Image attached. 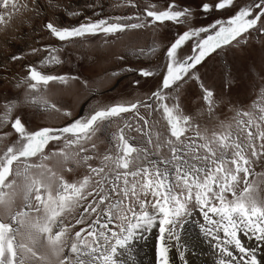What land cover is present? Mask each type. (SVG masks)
I'll list each match as a JSON object with an SVG mask.
<instances>
[{
  "label": "snow or ice",
  "instance_id": "snow-or-ice-1",
  "mask_svg": "<svg viewBox=\"0 0 264 264\" xmlns=\"http://www.w3.org/2000/svg\"><path fill=\"white\" fill-rule=\"evenodd\" d=\"M49 7L63 8L78 22L45 20ZM69 7L52 0H0V83L25 88L23 100L4 96L0 105V139L5 141L0 149V264H136L137 242L153 232L154 264H194L189 255L205 241L214 264H264V172L255 171L264 166V0H165L160 8L142 10L135 0H126L117 7L136 11L108 15L102 0ZM17 17L37 34L35 21L40 20L39 29L62 43L100 36L110 46L131 33L151 32L153 46L129 41L123 52L111 54L122 67L103 76L112 81L111 88L118 86L121 73L155 78L156 85L143 99H101L74 115L37 94L42 89L46 94L50 84L88 88L89 78L41 70L62 64L57 54L62 49L25 43L28 33L15 34ZM169 25L177 31L161 46L156 38L171 31ZM157 51L165 57L159 72L132 66ZM237 51L243 55L237 57ZM229 53L233 64L227 71L221 68L217 91L199 69ZM10 65L21 66L23 74ZM251 69H257L261 82L259 97L250 108L237 107L230 93L243 86L242 73L255 87ZM189 81L198 88L195 110L183 103ZM131 85L139 88L141 79ZM94 94L103 96V91ZM23 103L61 113L65 121L31 130L14 114ZM226 104L235 113L234 123L217 113ZM157 113L164 121L159 130L149 124ZM120 120L124 123L117 124L101 151L99 136ZM194 216L198 234L185 239Z\"/></svg>",
  "mask_w": 264,
  "mask_h": 264
},
{
  "label": "rangeland",
  "instance_id": "rangeland-1",
  "mask_svg": "<svg viewBox=\"0 0 264 264\" xmlns=\"http://www.w3.org/2000/svg\"><path fill=\"white\" fill-rule=\"evenodd\" d=\"M86 0H52V3H59L61 5H68L69 10H76L81 5H83ZM95 2V0H93ZM135 2L140 6V10L149 5H154L157 8H160L164 5L165 0H135ZM104 7V14H129L136 9L126 8V7H117V5L126 4V0H102ZM91 15V12L87 13ZM21 17H17V20L14 21V26L17 31L15 34H19L20 32L28 33L25 37V43L27 44H35V42L49 43L52 44L56 48L62 49L57 54L63 61L62 64L54 65V66H41V70L46 71L48 73L53 74H79L82 78L87 77L90 80V84L88 88H84L80 84H74L70 88L65 89L59 84H50L47 93L45 94L43 89L41 93L37 95H46L47 98L57 103L58 106L69 108L74 115L84 114V111L93 106L97 100H104V102H109L113 99H131L135 98L139 95L140 99H143V94L149 92L150 89H153L156 85L155 78H141L136 74H124L121 73V78L119 80V84L115 88H111L112 81L105 78L103 73L105 70L114 71L117 70L118 67H122L118 65V63L111 58V54L114 52H123L124 45L128 44L129 41H133L137 47H149L153 46L152 34L142 33L136 34L131 33L126 36L124 39L117 41L115 45L104 46L103 38L98 36L95 40H81L74 39L70 43H62L55 38H52L50 34L46 31L39 29L40 20L35 21V25L38 29L37 32H31L26 25H20L19 20ZM45 20H52L53 22H57L60 25H71L77 23L78 20L75 17H69L67 13L63 10V8H52L49 7L47 10V15L44 17ZM82 19V18H81ZM203 23H207L208 21H201ZM171 31L164 30L162 34H160L156 38V42L163 46L177 31L175 27L169 25ZM180 30H183L182 28ZM9 35H12L13 32L10 30ZM0 39H2V34H0ZM255 44V52L254 57L257 59L259 57V42L253 41ZM189 48L185 49L186 53H189ZM243 54L239 51L236 52V56L240 57ZM31 61L35 62L38 58H29ZM135 61L136 57H132ZM140 63L132 66H148L155 67L156 71L159 72L160 66L163 65L165 57L163 51H157L155 54L146 55L139 58ZM249 65L251 61H248ZM233 64V55L229 53L228 56L221 55L219 57H213L208 60L203 68H200L199 71L201 73L202 78L205 83L209 85H214L219 91L221 84V68L224 67V71H227ZM235 64L237 67L240 66L241 61L236 60ZM12 72L16 74H23V69L19 65H10ZM253 77L256 81L255 87L251 86V83L247 79V74L242 73L245 76V82L243 86L236 88L230 93L233 100L236 102L237 107L243 106L245 108H250L253 101H255L259 97L261 82L259 76L256 75L257 69H251ZM12 73H9L11 75ZM97 77H99V82H97ZM134 79H141V86L139 88L132 86L131 81ZM145 79L147 82L145 83ZM107 89V90H106ZM94 90L103 91V96H98L94 94ZM198 91L197 86L189 81L186 85L183 86V103L187 108H191L195 110L199 106L195 104L196 96L195 93ZM25 88L21 87L19 89L13 88L11 85L0 83V105H2L3 97L9 96L10 98H19L21 100L24 99ZM0 111H2V106H0ZM141 113H144V109L141 108ZM217 113L220 116L221 120H225L226 122H233L232 117L235 115L234 111L230 110V105H223L217 108ZM15 115H20L23 119L22 122L26 124V126L35 130L39 127L43 126H62L65 117L61 113H57L55 111H45L37 105H33L31 103H23L20 105L18 109L15 110ZM207 119V116L204 117ZM124 121H116L113 122L112 126L107 130V134H102L98 138V146L100 150H104L108 147L107 140L110 139V133L115 130L117 124H123ZM218 123V122H214ZM234 123V122H233ZM149 124L156 130H159L164 121L161 118L159 113L153 115L149 118ZM211 127V125H210ZM102 142V143H101ZM5 146V141L0 139V149ZM257 173L264 172V166H257L255 168ZM260 177L258 176L257 179ZM264 187V185H262ZM19 203V201H18ZM194 218V217H193ZM195 220V221H194ZM198 220L196 217L192 219L189 224H192L195 235L198 234ZM149 234V233H148ZM149 236H154L155 233L149 234ZM185 237L191 238L190 234L185 230ZM207 248L209 249V245L205 242ZM140 245V246H139ZM146 246L142 245L141 241L137 242L136 248H138V256L143 257L147 256V254L151 252H147V250H143ZM151 247V245H150ZM153 253H154V242H153ZM135 248V249H136ZM211 249V248H210ZM140 253V254H139ZM194 257L196 255H189ZM173 257L175 258V253L173 252ZM212 263L214 264L215 257L211 256Z\"/></svg>",
  "mask_w": 264,
  "mask_h": 264
},
{
  "label": "bare ground",
  "instance_id": "bare-ground-1",
  "mask_svg": "<svg viewBox=\"0 0 264 264\" xmlns=\"http://www.w3.org/2000/svg\"><path fill=\"white\" fill-rule=\"evenodd\" d=\"M194 218H196L194 216ZM192 218V219H194ZM195 221V220H194ZM185 230L192 236L191 238L195 237L196 232L193 229L192 224H188L185 229H184V234ZM155 237L154 236H149L148 233H145L139 241L142 242V245L146 246L143 250H147V252H151L147 254V256L139 257L138 256V248L135 249L134 253V259L136 261V264H154V253H153V242H154ZM185 239H188L185 237ZM206 242V241H205ZM205 242L203 244H200L199 247L195 249V255L194 257L189 256L190 259L193 260L194 264H213L211 260V256L213 255L212 249H208ZM151 245V247H150ZM137 246V245H136ZM140 246V245H139ZM140 254V253H139ZM121 259L127 260V257H120Z\"/></svg>",
  "mask_w": 264,
  "mask_h": 264
}]
</instances>
